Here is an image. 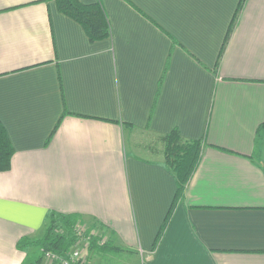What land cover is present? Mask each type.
I'll return each mask as SVG.
<instances>
[{"label": "crops", "instance_id": "obj_1", "mask_svg": "<svg viewBox=\"0 0 264 264\" xmlns=\"http://www.w3.org/2000/svg\"><path fill=\"white\" fill-rule=\"evenodd\" d=\"M79 1L110 38L55 0H0V264L32 262L17 245L52 212L110 231L120 264H264V0ZM130 130L201 142L176 203Z\"/></svg>", "mask_w": 264, "mask_h": 264}, {"label": "trees", "instance_id": "obj_2", "mask_svg": "<svg viewBox=\"0 0 264 264\" xmlns=\"http://www.w3.org/2000/svg\"><path fill=\"white\" fill-rule=\"evenodd\" d=\"M55 2L61 13L72 18L84 28L90 41L97 42L110 38L109 22L99 3L84 5L79 0H55ZM159 139L162 141L163 146L161 152L164 158L163 165L170 170L176 179L178 187L176 203L183 197L186 185L199 165L202 144L199 141L184 140L176 131L165 136H159ZM13 155L12 143L6 129L0 122V172H7L11 169ZM80 222H82L81 218L76 215H61L52 212L46 221L43 236L37 240L22 239L17 247L19 250L36 247L44 255L49 252L57 256H64L73 247L72 244L75 242V238L72 232ZM60 230L64 231V234H57ZM161 234L160 232L159 235L161 236ZM92 244V248H97L96 252L98 254L106 252L111 247L110 242L100 246L94 240ZM44 261H46L45 256ZM42 263V259L38 260L36 258L29 264Z\"/></svg>", "mask_w": 264, "mask_h": 264}, {"label": "rangeland", "instance_id": "obj_3", "mask_svg": "<svg viewBox=\"0 0 264 264\" xmlns=\"http://www.w3.org/2000/svg\"><path fill=\"white\" fill-rule=\"evenodd\" d=\"M125 140L126 145L131 152L140 156L142 155L155 162L164 163V158L161 154L163 146L162 141H160L159 138H154L147 134L130 130L126 131ZM80 229L81 231L73 230L72 235H74L75 242H73L72 245L82 253V262L85 264H120L118 258L113 254L112 247L108 248L102 255L96 252L97 248H92L94 240L98 242V245H100L103 240L111 242L110 231H106L101 226L88 225L83 221L80 222ZM57 234L62 235L64 234V231L60 230ZM32 254L33 261L37 258L38 260L42 259V264H60L59 261H53L52 263L47 260L44 261L45 255L42 254V251L40 252V250H36V252H32Z\"/></svg>", "mask_w": 264, "mask_h": 264}, {"label": "built area", "instance_id": "obj_4", "mask_svg": "<svg viewBox=\"0 0 264 264\" xmlns=\"http://www.w3.org/2000/svg\"><path fill=\"white\" fill-rule=\"evenodd\" d=\"M76 231H81L80 229V224L77 225V228L75 226ZM94 236V235H93ZM107 240H103L100 244V246H103L106 243ZM66 256V255H65ZM65 256H57L53 253H46L45 258L48 262H53V261H59L60 264H85L84 262H82V253L75 247L73 246L71 248V250L69 251V253L67 254V258Z\"/></svg>", "mask_w": 264, "mask_h": 264}]
</instances>
